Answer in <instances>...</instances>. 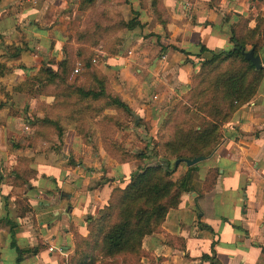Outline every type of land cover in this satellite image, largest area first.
<instances>
[{
    "label": "crops",
    "instance_id": "0c3cea01",
    "mask_svg": "<svg viewBox=\"0 0 264 264\" xmlns=\"http://www.w3.org/2000/svg\"><path fill=\"white\" fill-rule=\"evenodd\" d=\"M31 1L0 0V219L13 225L0 245V264H61L73 253L76 235L86 236V219L97 215L117 176L128 175L133 164L106 155L108 140L84 115L78 121L61 113L57 119L60 132L53 130V141L59 157L49 147L37 151L20 143L35 130L31 124L26 129L27 116H45L35 112L36 105L54 99L37 92L29 79L44 60L65 57L64 28L43 24L42 9L32 8ZM158 10V20L139 17L137 31L120 33L118 56L95 51L105 56L99 66L105 85L137 116L133 129L120 132L123 143L113 138L127 149L133 139L147 146L144 139L155 138L202 61L234 48L232 25L246 21L253 28L260 20L264 29V0H161ZM127 50L132 62L124 58ZM257 55L264 68V43ZM138 118L149 122L147 133L137 126ZM220 132L218 144L192 165L179 204L166 212L157 231L142 238L140 264H264V70L252 97ZM122 165L126 172L119 171ZM187 167L178 163L175 178ZM17 169L24 174L20 186L14 185Z\"/></svg>",
    "mask_w": 264,
    "mask_h": 264
},
{
    "label": "trees",
    "instance_id": "16d2710c",
    "mask_svg": "<svg viewBox=\"0 0 264 264\" xmlns=\"http://www.w3.org/2000/svg\"><path fill=\"white\" fill-rule=\"evenodd\" d=\"M92 1L81 0V3L90 4ZM156 5L157 1L151 0L150 6L155 14H159ZM245 22L230 27L234 48L212 52L202 61L190 77L188 88L182 95L183 101L175 103L160 122L151 148L153 156L159 157L160 161L130 173L125 185L115 186L110 191L97 215L86 219V236L76 235L73 253L61 264H140L142 238L158 230L166 212L179 204L180 193L188 189L189 171L193 166H188L180 177L172 178L178 165L174 166V161L207 155L218 144L222 124L256 90L264 68L255 69L244 59L240 48L247 51L246 46H250L253 54H257L264 43V29L260 20L253 28L245 27ZM133 24L138 25V22L125 26L132 27ZM79 60L77 72L87 75H84L87 81H69L74 68L66 57L56 62L55 69L42 65L38 75L29 79L57 89L60 99L57 98L55 103L64 112H58L54 118L46 114L31 119L29 122L35 130L33 136L24 137L26 145L33 146L34 138H46L49 128L59 133L57 118L61 113L79 121L91 102L102 100L105 106L131 114L127 105L112 94L101 75L92 68L89 56ZM15 90H21V87ZM176 109L180 112L178 116L175 115ZM196 118H199L197 125ZM111 144L116 151L123 150L121 145ZM125 157L121 155L119 162L126 161ZM22 171L13 172L16 186L24 183ZM16 206L26 210L25 203L19 199H16ZM5 223H9L7 219ZM12 226L8 225L9 232ZM16 251V260H19L20 252Z\"/></svg>",
    "mask_w": 264,
    "mask_h": 264
},
{
    "label": "rangeland",
    "instance_id": "374dc122",
    "mask_svg": "<svg viewBox=\"0 0 264 264\" xmlns=\"http://www.w3.org/2000/svg\"><path fill=\"white\" fill-rule=\"evenodd\" d=\"M156 1V8L158 10L161 0ZM150 3L151 0H93L90 4H83L81 3V0H32L28 4L34 9H42V14H40L39 19L43 24L48 25L49 27L51 26L52 28H64L66 37L61 45V52L70 61V63H72L73 68L76 67V64L79 63V59L81 58L87 59L88 56L89 59L94 58L96 59V63H92L90 60V65L101 75L104 82L107 84L108 79L101 72V68L99 67L101 65L100 61L105 58L103 55L106 54L107 56H118L119 52H123L121 49L123 38L120 33H129L131 30L137 31V28L140 27L139 17H142V19L150 17V19L155 18L156 20L160 18V13L155 14L153 7L150 6ZM136 22H138V25L133 24L132 27L125 26V24ZM152 22L153 20L148 22L150 26H153ZM96 50L101 51L103 55L95 56ZM57 61H55L54 58H49L48 61L44 60L42 64L46 66L47 63L50 65L49 67L53 69L51 65L54 66ZM80 73L81 72L73 73L72 71L69 75V81H87V77H85L87 75L84 74V76L82 73ZM35 84H37V87H39V89L36 90H39L38 92H40L41 95L52 96L54 98V102L52 101L53 109L51 108L52 103L51 105H46L43 102H40L36 105V113L37 111L41 113H47L48 116L54 118L58 112H64V110L61 107H58L55 103L57 98L60 99L57 89H55L53 86H42V83ZM106 86L111 91L110 86ZM88 106L89 108L87 111L82 112V116L84 115L83 113L88 114L90 118H88L86 115H84V117L87 119H92L94 123H97V127L100 129L98 130L100 138L102 139L103 137L104 140H108L107 151L105 153L106 155L118 162L121 155H126L125 159L127 161H133V164H131L132 168L130 169V173L140 171L146 165H151L160 161L159 157L153 156L154 152L151 149L153 139L149 137H146L144 142L147 141V146L150 148H146L147 146H142L138 142H134V139L131 141L134 146L132 144L129 149L123 147V144H120L123 149L122 151H116L112 147L111 143L116 144V142H113L114 137L122 138L123 140H121V143H123L125 138L121 136L120 132L126 128L133 129L132 127H135V117H137L135 113L131 111V114H125L121 110L115 109L113 106H105L102 100L91 102L88 104ZM62 107L64 106L62 105ZM104 110H107L106 114H103L106 116L102 117L101 115ZM179 114V109H176L175 115L178 116ZM106 117L112 118L113 121H106ZM26 119L27 121L25 127L28 130L31 116L28 115ZM136 124L137 126L143 125L146 133L150 128L149 122L142 121L141 118L137 119ZM51 129L52 128L46 130V138L33 139V149L41 151L44 149V147L45 149L49 147L50 149L54 150L55 154H57L59 157V153H56V144H54L53 141V134L55 133V130ZM31 135L33 136V134L28 133L27 135L22 136L23 142L20 143L26 144L27 141L24 137H30ZM3 138L5 140V137ZM140 141L142 140L140 139ZM42 142L47 143L48 146H42ZM127 170L128 166L126 165H122L119 168V171L126 172ZM130 173L126 176L124 174L117 176L114 184L118 187L125 185L129 179ZM26 176H28V174ZM171 177L175 178L176 176L173 174ZM6 229H8V225L6 223L3 224L0 222V245L4 239ZM145 255L147 256V254ZM142 256H144V252Z\"/></svg>",
    "mask_w": 264,
    "mask_h": 264
},
{
    "label": "water",
    "instance_id": "95a60500",
    "mask_svg": "<svg viewBox=\"0 0 264 264\" xmlns=\"http://www.w3.org/2000/svg\"><path fill=\"white\" fill-rule=\"evenodd\" d=\"M240 53L243 55L244 59L248 60L255 69L260 68V66H261L260 58L257 54H255V55L253 54L252 49L244 51L243 48H240ZM204 158H205V156L199 155V156H195L191 159H176L173 164H174V166H176L178 163L182 162L186 166H191V165H194L195 163L203 160Z\"/></svg>",
    "mask_w": 264,
    "mask_h": 264
},
{
    "label": "built area",
    "instance_id": "2783aa9c",
    "mask_svg": "<svg viewBox=\"0 0 264 264\" xmlns=\"http://www.w3.org/2000/svg\"><path fill=\"white\" fill-rule=\"evenodd\" d=\"M98 55H102V53L98 52ZM131 57V51L130 50H127L125 55H124V58L127 59V61H130L132 62L129 58ZM123 58V57H122ZM163 58V57H162ZM91 62L92 63H96V59H91ZM78 66H79V63L76 64V67L73 69V73H76L77 70H78Z\"/></svg>",
    "mask_w": 264,
    "mask_h": 264
}]
</instances>
